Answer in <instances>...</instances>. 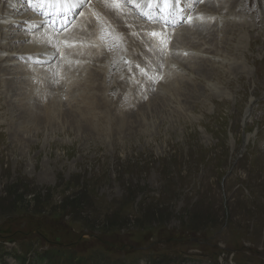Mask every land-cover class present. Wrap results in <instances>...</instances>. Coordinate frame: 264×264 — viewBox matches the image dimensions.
Here are the masks:
<instances>
[{
	"label": "rangeland",
	"instance_id": "obj_1",
	"mask_svg": "<svg viewBox=\"0 0 264 264\" xmlns=\"http://www.w3.org/2000/svg\"><path fill=\"white\" fill-rule=\"evenodd\" d=\"M12 1L0 0V20L26 0ZM245 2L234 0L232 15L223 2L220 18L214 5L216 21L203 27L211 35L186 39L182 24L181 46L166 60L170 88L137 91L117 63L108 71V56L91 69H104L98 83L108 92L67 96L52 86L37 104L21 62L1 52L18 59L22 33L3 38L11 26L0 23V259L48 264L44 253L75 249L94 264H264V0L253 11ZM133 18L139 12L125 7L121 19ZM54 98L52 119L40 118ZM77 203L82 209H69Z\"/></svg>",
	"mask_w": 264,
	"mask_h": 264
},
{
	"label": "bare ground",
	"instance_id": "obj_2",
	"mask_svg": "<svg viewBox=\"0 0 264 264\" xmlns=\"http://www.w3.org/2000/svg\"><path fill=\"white\" fill-rule=\"evenodd\" d=\"M11 1L12 0H10V2ZM196 1L197 0H191L190 3H196ZM210 2L216 6L218 11L220 9L221 11H224L222 7L223 2H225L226 6L228 8H231V10L234 7V0H211ZM24 3L26 4L25 6H22L21 10L19 11L20 15H17L16 17H9V15H11V13L13 12L16 13L17 10L16 9L11 10L9 9V6H6L7 9L6 12H8V15H5L3 13L2 16L5 17L2 20H0V23L2 24L1 26H3L2 30L8 29L9 25L11 27L9 30H7V32H2V36L4 34L3 38L7 36L6 34L9 31L11 30L16 31V28L18 27L14 24L15 21H23L34 27L35 30H41L40 28H42V30L39 32H43V35L48 36V39L43 42H40L38 48L36 49V45L38 44L37 42L38 38L36 37L35 39H32V41H30L31 38L29 37L28 39H26L27 34L23 35L22 33L21 35L16 37L19 38L18 41L19 43L22 42L18 47L19 51H16L17 49L13 50L14 53H19L18 59L14 58L16 55H12L10 56V58L6 57L7 51L4 50V47H2L1 52L2 51L5 52L4 61L7 63H13L16 61L21 62L22 68L25 70V75L27 76V79L24 80L25 81L24 87H26V93H29L30 96H32L35 104L40 103L42 100L46 101V99L49 98V96L53 93L50 90L52 86L67 87L64 90L67 96H69L71 92H74L77 89H84L87 92L88 90L96 91L97 89L101 88L104 93L108 92L105 90V88H102L98 83V76L105 74L104 69L103 68L100 69L97 73L91 70L93 66L97 65V63L103 64L108 57V55H106L102 51L99 52L97 50L99 48L93 46L94 44H97L98 41L96 39L97 32H93V36H91L90 38L92 41L90 42V44L86 46L78 43L77 41H74L75 34L72 33L73 30L75 29L74 23L76 24V26H78V29L85 27L86 26L84 25L85 22H89V23L94 22L95 26L98 27L99 22L96 18V13L101 12V8H96V11L93 12L86 6V8H84L83 11H84V16H86L87 19L86 20L80 19L78 22H74V17L76 13L80 11L79 9L73 8L72 10L67 11L64 14L63 18L61 17V15L41 16L37 8H32V9L30 8L31 7L30 0H26L24 1ZM214 5L211 8L199 10V12L193 14L192 9L195 7V5L190 7L189 4L185 3V7H186L185 14L184 13L181 14L178 11V9L176 10V12L172 10L174 18L170 23L169 22L170 16L167 15L168 10L164 11V17L160 18L161 22H157L158 28H154V27H150V28L157 33H164L165 38L168 39L169 42H171V38L175 37L177 31L176 33H173L166 28V25L162 21L165 18H167L168 21L167 26L174 27L179 23L183 25H188V27L185 28L186 39L192 40V39H196L199 35H211L212 34L211 30L204 31L203 27L215 23L212 21L213 17L216 18V8ZM153 7L155 8L156 6L153 5ZM42 10L46 12L52 11L51 8L49 7H45ZM148 10H149L148 8H143V11L145 12H147ZM18 17H19L18 20L14 19ZM114 17H115L114 15H111L110 19H114ZM11 18H13V20ZM9 20H11V22H8ZM127 22L134 23L132 19L127 20ZM141 22L143 21L141 20V15H140V21H137V23L141 24ZM72 24H73L72 28L69 29V27ZM142 25L143 24H141V26ZM192 25H194L193 28ZM145 33H148L147 29ZM177 36H178V40L181 39L179 31ZM48 44L50 48L49 49L44 48V46ZM252 46L254 49L257 48V45L255 44L254 45L252 44ZM75 49H78V51H84V55L82 56V58L73 59ZM171 55L173 56L176 55V52H173ZM171 55H169L166 60H168L171 57ZM37 61H39V63ZM71 61L74 64L73 68L69 67V63ZM87 61H89V63ZM42 63L51 64L52 66L50 68L52 70L46 69L44 67V70L41 71L39 69V65ZM34 64H37L38 66L36 67V69L33 70L31 66ZM108 64L110 68V73L113 69L117 68V64L115 61L109 59ZM17 65L18 63L15 66ZM200 66L206 68L205 66L202 65V63L200 64ZM1 68H2L1 70L2 74H7L8 72H10V66H1ZM19 73H20V69L18 70V72L15 71L13 75H15L17 78V75H19ZM47 73L52 75L49 81H47V76H46ZM36 75L37 77L40 76L41 85L33 83V81L36 78ZM15 81H10L9 87L11 90L15 91L18 95H20L23 89L19 90L17 88V84ZM167 81H169V83L165 85ZM172 85L173 82L171 81L170 76L166 74L164 81L156 83L153 86H161V87L164 86L170 88ZM35 88L36 90H34ZM151 90L152 89L148 90L146 93L148 97L151 94L155 95V93H152ZM103 100L105 99L103 98ZM55 103L58 104L55 98L54 100H49L46 104L48 111L45 109L43 114H39V117L47 120L52 119L51 116L52 112L50 111L52 110V106ZM70 105H67L66 108L71 109L72 105L71 106ZM139 105L141 108V103H139ZM68 115L72 116L73 113L62 112L61 114L62 119L64 117H67ZM61 116L59 115L58 123Z\"/></svg>",
	"mask_w": 264,
	"mask_h": 264
},
{
	"label": "snow or ice",
	"instance_id": "obj_3",
	"mask_svg": "<svg viewBox=\"0 0 264 264\" xmlns=\"http://www.w3.org/2000/svg\"><path fill=\"white\" fill-rule=\"evenodd\" d=\"M30 2L37 6V10L41 16L43 15H61L63 18L67 11L73 8L83 10L87 6L89 0H30ZM181 0H104V6L116 15H123L125 7H132L133 5L139 10V14L150 21L161 22L160 17L164 15V8H168L167 15L172 16V8L179 4ZM199 2V0H197ZM153 5L156 7L154 8ZM45 7L51 8V12L43 11ZM143 8H148L147 12ZM79 15V12L76 13ZM99 22V31L96 35L98 44L94 47H105L107 51H112L113 48L119 47L122 44L121 35L115 28L107 21L103 20L97 15ZM166 26L168 24L167 18L162 21ZM149 38L155 37L158 41V54L163 56L167 52V41L164 33L149 32L146 33ZM187 55V53H185ZM39 63V61H37ZM139 67V65H137ZM163 79V77H160Z\"/></svg>",
	"mask_w": 264,
	"mask_h": 264
},
{
	"label": "trees",
	"instance_id": "obj_4",
	"mask_svg": "<svg viewBox=\"0 0 264 264\" xmlns=\"http://www.w3.org/2000/svg\"><path fill=\"white\" fill-rule=\"evenodd\" d=\"M78 207H80L81 208V203H77V204H72L71 205V207H69V209H75V210H80ZM82 209V208H81ZM72 215H70V217H71ZM68 217H69V214H68ZM69 217V220L72 222V221H74L75 220V218L72 216V219ZM87 230H89L90 231V233L91 234H99L98 233V231H96V230H92V229H87ZM55 239L57 240V241H60L61 240V237H59V236H55Z\"/></svg>",
	"mask_w": 264,
	"mask_h": 264
}]
</instances>
